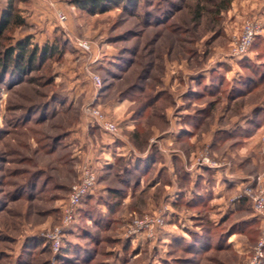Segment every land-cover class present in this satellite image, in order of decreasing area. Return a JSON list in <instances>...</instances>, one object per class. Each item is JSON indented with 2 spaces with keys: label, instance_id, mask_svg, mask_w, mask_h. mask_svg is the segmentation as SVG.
Instances as JSON below:
<instances>
[{
  "label": "rangeland",
  "instance_id": "374dc122",
  "mask_svg": "<svg viewBox=\"0 0 264 264\" xmlns=\"http://www.w3.org/2000/svg\"><path fill=\"white\" fill-rule=\"evenodd\" d=\"M89 1L0 0V264H264V0Z\"/></svg>",
  "mask_w": 264,
  "mask_h": 264
},
{
  "label": "trees",
  "instance_id": "16d2710c",
  "mask_svg": "<svg viewBox=\"0 0 264 264\" xmlns=\"http://www.w3.org/2000/svg\"><path fill=\"white\" fill-rule=\"evenodd\" d=\"M90 5H99L100 3H102L101 0H90L88 2ZM226 8V6L222 5V8ZM219 10H221V7L219 8ZM12 14H10L9 17L12 18ZM11 18H7V20L0 25V31L2 30H6L9 27V24L11 23ZM17 23L19 24H23L24 20L23 18H17L16 20ZM29 42H23V43H18L15 47H10V49L6 52V54L4 55L5 58L4 59H0V63H4V62H8L10 63V60L13 61V63H16L19 65L20 69H26L27 67L31 66V68H34V64L36 63V60L38 58V54H39V48L38 46H35L33 48H30L29 46ZM50 47V48H49ZM47 46L45 52H49L51 53V55H53V53H55L56 51H58L56 46ZM154 98V96H152ZM241 201H245V199L241 200Z\"/></svg>",
  "mask_w": 264,
  "mask_h": 264
},
{
  "label": "built area",
  "instance_id": "2783aa9c",
  "mask_svg": "<svg viewBox=\"0 0 264 264\" xmlns=\"http://www.w3.org/2000/svg\"><path fill=\"white\" fill-rule=\"evenodd\" d=\"M256 32H257V29L253 24H250L249 22L244 24L242 34L239 36V39L237 40L236 45H235V54L240 55L246 52L248 47L253 42ZM81 45L84 48L89 47L87 42L81 43ZM98 80L100 82V78H98ZM95 114H97L99 117H102L99 110H95ZM107 123L112 125L109 122ZM92 179H93V176L87 177L81 186L74 188L73 195L71 198L73 204H76L77 202L81 200V197L83 196V194L86 193L87 188L89 187V184L91 183ZM259 204L262 205L261 202Z\"/></svg>",
  "mask_w": 264,
  "mask_h": 264
}]
</instances>
